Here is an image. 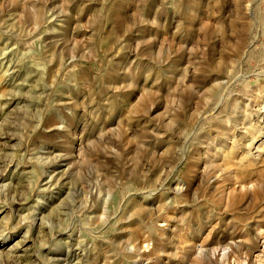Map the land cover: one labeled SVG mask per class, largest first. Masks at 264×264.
<instances>
[{"label": "rangeland", "instance_id": "rangeland-1", "mask_svg": "<svg viewBox=\"0 0 264 264\" xmlns=\"http://www.w3.org/2000/svg\"><path fill=\"white\" fill-rule=\"evenodd\" d=\"M261 108L264 0H0V264H231Z\"/></svg>", "mask_w": 264, "mask_h": 264}, {"label": "bare ground", "instance_id": "bare-ground-1", "mask_svg": "<svg viewBox=\"0 0 264 264\" xmlns=\"http://www.w3.org/2000/svg\"><path fill=\"white\" fill-rule=\"evenodd\" d=\"M259 105H260V103H259ZM261 110H264V109L261 108ZM243 183H247V182H243ZM252 185L253 184H251V186ZM244 186L247 187L246 184H244ZM177 188H179V187H177ZM253 200L255 202L264 200V195L262 194V190L256 189L253 192ZM260 211L262 212V214H261L260 220L259 219L257 220L258 225L256 228H254L252 231H250V233H247L246 235H243V236L234 235L232 238H230L229 243L225 246H221V244H220V246L215 245V247H213V249L211 250V253L220 259H224L227 256L228 257L230 256L231 260H232L231 264H264V207ZM160 221H163V220H160ZM164 224H165V222H164ZM159 227L162 230L163 224H159ZM143 241H145V239H143ZM203 246H205V245H203ZM196 247L198 248V246H196ZM198 250H199V248H198ZM203 250H205V249H203V248L200 249V252L202 251V253H204ZM196 252H198V251H196ZM200 252H199V254H202Z\"/></svg>", "mask_w": 264, "mask_h": 264}]
</instances>
